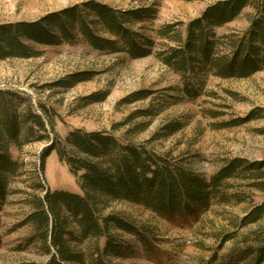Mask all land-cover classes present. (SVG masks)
Segmentation results:
<instances>
[{
  "label": "rangeland",
  "instance_id": "obj_1",
  "mask_svg": "<svg viewBox=\"0 0 264 264\" xmlns=\"http://www.w3.org/2000/svg\"><path fill=\"white\" fill-rule=\"evenodd\" d=\"M230 1L0 0V27H42L44 20L73 10L86 18L93 35L116 42V51L96 49L79 28L71 32L70 40L48 29L55 44L20 33L19 41L34 56L0 59L3 103L20 113L30 110L45 128L41 131L28 122L33 128L31 142L10 146L23 169L10 182L6 201L0 202V264H47L51 259L27 220L35 210V198L45 201L47 193L85 196L81 175L74 174L57 153L58 148L72 149L68 138L75 131L110 135L124 146H142L152 156L207 181L236 160L242 162L241 170L264 166V69L246 78H221L215 68L202 63L179 70L164 62L187 41L190 24L204 19L209 8ZM88 4L119 13L154 11L141 23L123 24L137 35V48L149 49V55L132 57L126 42L86 10ZM255 13L246 7L232 22L214 29L219 56H230L231 51L223 48L229 44L227 37L243 35ZM141 93L146 96L138 99ZM240 121L242 125L235 124ZM46 151L50 154L41 172ZM251 172L248 179L240 172L225 181L218 197L210 194L207 204L190 216L161 217L140 204L110 203L106 213L138 228L145 225L151 242L146 247L137 236L111 226V236L129 248L113 264H264V259L258 262L264 247V215L243 225L252 208L264 206V190L253 186ZM92 243L79 246L88 251Z\"/></svg>",
  "mask_w": 264,
  "mask_h": 264
},
{
  "label": "trees",
  "instance_id": "obj_2",
  "mask_svg": "<svg viewBox=\"0 0 264 264\" xmlns=\"http://www.w3.org/2000/svg\"><path fill=\"white\" fill-rule=\"evenodd\" d=\"M86 7V10L95 13L99 23L108 32L126 42L132 57L149 55V49L137 48L134 40L137 35L133 36L123 24L141 23L151 18L154 11L141 9L119 13L105 5L88 4ZM246 7L256 11L248 30L241 36H228L226 40L229 44H224L223 48L227 47L231 51L230 56H219V43L213 40L216 38L214 29L232 22ZM61 15L44 20L42 27L20 24L0 27V59L34 56L19 41L20 33L47 43H57L56 37L48 29L52 32L59 31L65 39L70 40L71 32L79 28L87 43L94 48L116 51V42L93 35L86 18L79 13L71 10ZM63 17L65 19L62 21ZM77 23L79 27L75 25ZM168 31L166 28L165 36ZM178 41L181 43L182 40ZM164 62L179 70H185L196 62L202 63L215 68L221 78H246L264 69V0H232L209 8L204 19L189 25L187 41L164 58ZM143 96L146 94L141 93L137 98L141 99ZM28 122H34L45 132L40 117L30 110L20 113L10 109L3 103L0 95L1 203L6 201L12 179L22 172L23 163L13 158L10 146L19 148L31 142L33 128L27 126ZM242 122L235 124L242 125ZM22 131L26 134L23 135ZM68 142L72 149L65 151L58 148L57 153L59 159L66 162L74 174L81 175V188L85 196L65 191L47 193L45 201L35 198V210L27 220L33 223L37 230L36 238L43 243L47 254H51L47 264H113V260L125 256L129 248L118 244L111 236V226L137 236L144 246H151L146 237L148 235L145 231L148 229L145 225L138 228L136 224L119 215L105 212L112 202L140 204L161 217L175 214L190 216L196 212L198 206L207 204L210 194L218 197L219 188L226 187L225 181L240 176V172L242 177L248 179L250 170L255 173L253 186L264 190V185L261 184L264 180L262 165L241 170L242 162L236 160L207 181L203 176L174 165L167 159L152 156L142 146L121 145V142L110 135L75 131L68 138ZM49 154L46 151L43 155L41 172L45 171ZM263 215L264 206L254 207L243 220V225L256 223ZM88 241L93 242L88 251L79 246ZM261 255L263 257L258 262L264 259V247Z\"/></svg>",
  "mask_w": 264,
  "mask_h": 264
}]
</instances>
